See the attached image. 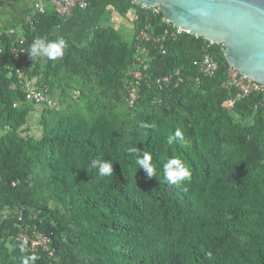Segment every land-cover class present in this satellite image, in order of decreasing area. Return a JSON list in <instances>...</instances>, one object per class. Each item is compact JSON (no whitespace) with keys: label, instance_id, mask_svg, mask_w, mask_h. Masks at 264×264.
I'll return each instance as SVG.
<instances>
[{"label":"trees","instance_id":"16d2710c","mask_svg":"<svg viewBox=\"0 0 264 264\" xmlns=\"http://www.w3.org/2000/svg\"><path fill=\"white\" fill-rule=\"evenodd\" d=\"M85 1L100 9L107 0ZM138 14L136 32L149 25L150 39L141 43L147 68H140L133 107L125 98L135 84L136 41L113 26H95L77 45L53 32L66 19L46 10L33 30L24 27L26 47L37 37H63L64 55L31 60L26 53L19 62L5 34L17 24L0 27V210L28 208L23 221H0V264H21L24 256L37 257L35 264H264L259 95L238 98L227 110L237 92L222 86L229 70L224 47L207 48L203 37L187 33L158 42L168 27L161 11ZM205 53L217 64L212 77L194 65ZM9 67L36 78L50 95L77 92L80 103L61 111L39 105L40 129L32 128L35 108ZM177 129L187 144H168ZM132 147L151 153L152 178L138 169ZM172 157L191 171L178 185L164 179L163 164ZM94 159L111 161L113 175L100 177L90 167ZM31 209L40 210L37 218ZM35 226L49 238L52 255L19 251L16 235Z\"/></svg>","mask_w":264,"mask_h":264},{"label":"built area","instance_id":"2783aa9c","mask_svg":"<svg viewBox=\"0 0 264 264\" xmlns=\"http://www.w3.org/2000/svg\"><path fill=\"white\" fill-rule=\"evenodd\" d=\"M49 4H51L52 10L56 16L59 18L67 19L75 12H81L88 9V3L85 0H50ZM46 4L43 0H35L31 11L27 13L24 17L23 22L18 23L16 27H10L5 31V34L10 37L11 45H10V54L15 61H22L26 55V51L28 48L26 47L27 39L24 35V27H30L31 30L34 28V22L36 21L35 16H41L46 13ZM143 9H147L145 7H141ZM153 14H158L160 12L159 8H153ZM136 20L134 21L137 23L139 21V14L136 15ZM163 21L167 23L168 27L163 31L161 37L157 40L159 42L167 39L170 37L171 39H176L183 33L190 34L188 31L183 30L182 28L172 25L171 23L167 22L166 19L163 17ZM14 23V22H12ZM149 25L145 26L143 29L138 31L136 35V42L138 46L144 50L141 43L146 42L150 39V34L148 33ZM197 37V36H196ZM1 38L2 32H0V48H1ZM34 42V40L29 44L30 45ZM212 41H207L206 47L209 48L212 46ZM1 51V49H0ZM145 51V50H144ZM138 63L136 68L131 71V74L135 80V84L133 87L130 88L125 101L129 107H133L137 100V90H138V83L142 78V71L146 69L147 66L140 57H137ZM194 65L198 67L199 71L207 76L212 77L214 76L217 70V64L212 59L211 55L205 53L200 57V59L194 61ZM18 80V84L20 86V91L23 93L24 98L27 102L32 103L33 105H47L49 107H55L57 110V99L55 96L50 95L48 93V88L45 85L37 86V79L34 77H28L26 73H24L19 68L14 69L13 67L8 68ZM164 82L169 80V77H165L162 79ZM162 81L157 80V83H161ZM15 84L12 88H15ZM223 87L236 91L237 96L229 97L225 102V107L227 110H231L234 108L236 100L238 98L248 97L252 94H258L260 99V104L264 105V87L259 83L249 79L248 77L240 74L234 68L229 65L228 76L227 79L222 84ZM18 103H15L14 106H17ZM53 108V109H55ZM16 182H13L12 185L14 186ZM28 208L25 205L19 206L15 212H10L6 210H0V221H4L5 219H16L17 221H23L24 219V211ZM32 218H37L40 210H30ZM16 226V224H15ZM18 243L21 245L29 248L31 252H36L38 250H43L48 252L49 255H52L53 250L50 248V240L45 235L38 233L36 231V226L32 228L30 232L24 231L20 232L15 237Z\"/></svg>","mask_w":264,"mask_h":264},{"label":"water","instance_id":"95a60500","mask_svg":"<svg viewBox=\"0 0 264 264\" xmlns=\"http://www.w3.org/2000/svg\"><path fill=\"white\" fill-rule=\"evenodd\" d=\"M224 47L227 63L264 87V0H131Z\"/></svg>","mask_w":264,"mask_h":264},{"label":"rangeland","instance_id":"374dc122","mask_svg":"<svg viewBox=\"0 0 264 264\" xmlns=\"http://www.w3.org/2000/svg\"><path fill=\"white\" fill-rule=\"evenodd\" d=\"M129 3L128 8L127 5L121 6L120 0H107L105 5L100 9H87L85 11L74 13V15L70 18H67L62 26L53 29L54 33L64 34L68 36L74 43L77 45L86 44L89 39L92 30L95 26L104 24L111 25L115 29H117L123 38L130 42L131 39L136 41V32L135 28V20L136 15L139 12H143L145 14L152 13L150 9H143L138 4L127 0ZM6 4L0 6V12H2L0 17V26L11 25L12 22L9 20L12 17L13 6H10L9 1L5 2ZM9 4V5H8ZM133 9H131V6ZM6 7V10L3 9ZM8 7V8H7ZM137 8V11H135ZM5 10V11H4ZM8 16H10L8 18ZM22 16L18 17L16 21H18ZM15 21V17L12 18ZM135 19V20H134ZM15 23V22H14ZM136 56L140 58H146L147 53L138 46L136 42ZM69 95L63 97L61 93L56 91L55 98L57 99V109L59 111L64 109H69L70 107H74L78 102V93L75 91H69ZM28 105H32L29 103ZM35 109H33L31 116L29 117V123L32 128L39 130V120H40V109L39 105H33ZM51 108H55L54 106ZM56 109V108H55ZM36 131V130H35Z\"/></svg>","mask_w":264,"mask_h":264},{"label":"clouds","instance_id":"9594fccd","mask_svg":"<svg viewBox=\"0 0 264 264\" xmlns=\"http://www.w3.org/2000/svg\"><path fill=\"white\" fill-rule=\"evenodd\" d=\"M66 47L67 43L63 37H59L54 41H49L47 38L37 37L26 52L31 60L39 57H43L48 60H56L64 55ZM140 126L142 128L150 127V125L146 123H142ZM174 141L187 144V141L180 129H177L173 135L168 137V144H172ZM128 152L130 154H134L138 169H142L148 178H152L155 169L151 164V153L144 152L137 147L129 148ZM90 167L95 168L100 177L113 175V164L111 161L94 159L91 161ZM163 173L165 181L172 185H178L191 178L190 169L180 159L175 157L169 158L163 164ZM185 190L187 189L185 188ZM19 251L24 253L26 249L23 245H21ZM36 259L37 257L35 256H24L22 257L21 264H35Z\"/></svg>","mask_w":264,"mask_h":264},{"label":"crops","instance_id":"0c3cea01","mask_svg":"<svg viewBox=\"0 0 264 264\" xmlns=\"http://www.w3.org/2000/svg\"><path fill=\"white\" fill-rule=\"evenodd\" d=\"M4 1V0H3ZM5 1H9V2H11L10 3V6L12 7L13 6V10H11L12 11V17L9 19L11 22H16V20H17V18L18 17H20V16H23V14H26V13H29L30 11H31V8L33 7V5H34V2H35V0H5ZM44 1V3L46 4V9L47 10H52V7H51V4H49V1L50 0H43ZM121 1V6H123V5H127L128 6V2H127V0H120ZM6 4V3H5ZM4 5V4H3ZM9 5V4H8ZM131 6V9L132 10H134L133 9V6L132 5H130ZM8 8V7H7ZM128 8H130L129 6H128ZM3 9H5L6 10V7H4ZM4 10V11H5ZM135 11H137V8H136V10ZM1 14H2V12H0V17H1ZM74 15V14H73ZM72 15V16H73ZM10 16H8V18H9ZM16 18L15 19V21L12 19V18ZM71 17V16H70ZM70 17H68V18H70ZM1 27V26H0ZM55 34H57V33H55Z\"/></svg>","mask_w":264,"mask_h":264}]
</instances>
